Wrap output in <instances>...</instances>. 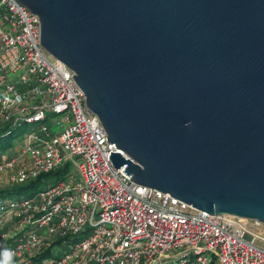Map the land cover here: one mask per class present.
Segmentation results:
<instances>
[{
    "label": "water",
    "instance_id": "obj_1",
    "mask_svg": "<svg viewBox=\"0 0 264 264\" xmlns=\"http://www.w3.org/2000/svg\"><path fill=\"white\" fill-rule=\"evenodd\" d=\"M19 1L117 170L264 236V0Z\"/></svg>",
    "mask_w": 264,
    "mask_h": 264
},
{
    "label": "built area",
    "instance_id": "obj_2",
    "mask_svg": "<svg viewBox=\"0 0 264 264\" xmlns=\"http://www.w3.org/2000/svg\"><path fill=\"white\" fill-rule=\"evenodd\" d=\"M39 22L19 0H0V132L34 124L0 171L14 170L18 185L66 170L0 200V264H264V236L115 168L119 149L74 71L42 45Z\"/></svg>",
    "mask_w": 264,
    "mask_h": 264
},
{
    "label": "rangeland",
    "instance_id": "obj_3",
    "mask_svg": "<svg viewBox=\"0 0 264 264\" xmlns=\"http://www.w3.org/2000/svg\"><path fill=\"white\" fill-rule=\"evenodd\" d=\"M48 124L50 125L51 122L49 121ZM33 125L34 124H23L22 126H19L11 136L1 141V145L5 146V144H7L9 141L12 144V146H11V149L9 147L8 149L0 152V162L6 160V158L7 159L9 158V155L13 153V150L16 145H21L24 143L23 139L25 135L27 134V132L30 131L34 127ZM13 174H14V170L12 169L0 171V190L12 188L14 186V184L11 181ZM59 179H60V176H57V175L49 176L46 178V180H44V182H42V184H40V187L38 189L31 190L27 193L29 194L35 193L47 185L55 184L56 182H58ZM27 193H25L24 195H26ZM5 197L14 198L15 196L9 195ZM6 223L9 224V218L6 220ZM261 243L264 245V241H261ZM5 264H17L16 259L8 257Z\"/></svg>",
    "mask_w": 264,
    "mask_h": 264
},
{
    "label": "trees",
    "instance_id": "obj_4",
    "mask_svg": "<svg viewBox=\"0 0 264 264\" xmlns=\"http://www.w3.org/2000/svg\"><path fill=\"white\" fill-rule=\"evenodd\" d=\"M14 131L9 133V134H4L3 132H0V152L3 150H6L12 146V144L9 141L7 144H5V146L1 145V141L5 138H8L9 136H11L14 133ZM63 170H66V167L60 168L58 170H54L51 172L43 173L37 179L30 181L28 183L14 185L12 188L0 190V200H3V201L9 200V197H5V196H9V195L15 196L14 198L22 197V196H24L25 193H27L31 190H34V189H38L40 187V184H42V182H44V180H46L47 177L52 176V175L61 176V174L63 173ZM27 194H29V193H27ZM40 258H42V257H40ZM38 260H39V258H38Z\"/></svg>",
    "mask_w": 264,
    "mask_h": 264
}]
</instances>
